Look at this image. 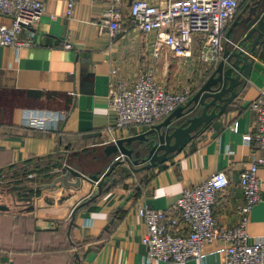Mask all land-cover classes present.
<instances>
[{"label": "crops", "instance_id": "crops-1", "mask_svg": "<svg viewBox=\"0 0 264 264\" xmlns=\"http://www.w3.org/2000/svg\"><path fill=\"white\" fill-rule=\"evenodd\" d=\"M247 1H241L235 17ZM130 2L120 3V27L112 32L100 21L108 0H74L69 13L66 0H42L37 23L19 33L31 43L17 48L0 44V171H6L0 183L13 184L10 172L27 158L24 165L37 168L18 182L28 184L29 197L21 196L24 188L14 189L27 204L0 209V264H220L223 258L225 242L214 239L203 244L200 257L147 263L141 241L145 224L136 207L148 203L173 212L185 188L222 169L229 183L216 193L212 210L217 225L237 222L244 202L239 175L260 153L254 140L243 136L255 131L251 101L264 86V39L255 48L250 73L235 86L238 94L214 119L219 125L200 129L169 159L144 168L133 164L136 169L117 164L104 178L101 192L86 180L76 185L63 179L52 182L58 164L53 172L45 170L50 160L63 163L67 155L103 153L104 142L148 126L113 124L108 92L118 76L132 82L139 71L151 67L156 80L169 90L188 86L192 92L214 63L202 55L204 45L198 36L190 55L158 45L156 28L144 30L132 22ZM0 21L8 23L9 17L0 15ZM65 41L68 47L63 46ZM59 112L56 120L43 126L25 123L30 115ZM258 174L260 198L247 223L251 236L264 234V165Z\"/></svg>", "mask_w": 264, "mask_h": 264}, {"label": "built area", "instance_id": "built-area-1", "mask_svg": "<svg viewBox=\"0 0 264 264\" xmlns=\"http://www.w3.org/2000/svg\"><path fill=\"white\" fill-rule=\"evenodd\" d=\"M74 0H66L69 13ZM243 0H131L129 15L132 22L144 30L157 29L156 42L166 44L177 55H190L195 36L203 42L202 55L210 61L221 56L227 24L232 20ZM122 0H108L100 21L112 32L120 27ZM42 0H0V15L9 17L0 21V44L20 47L31 43L19 36L26 25H35L42 12ZM65 41L63 46L68 47ZM117 68L111 69L117 75ZM191 93L188 86L169 90L154 77L153 68L139 71L132 82L118 76L109 87L108 106L114 111V125L150 124L167 115L186 101ZM255 131L244 134L254 140L260 149L239 175L244 202L240 216L233 225H217L212 210L216 193L229 183L226 172L216 170L203 181L185 188L175 201V211L138 204L137 213L143 218L145 230L141 241L146 246L144 258L181 262L202 255L203 244L220 239L225 242L220 264H264V234L251 236L247 229L249 213L260 198L258 168L264 165V86L252 99ZM60 114H34L25 118L30 126H43ZM55 167L52 168V170ZM58 170L60 171V167ZM32 173L28 172L27 176Z\"/></svg>", "mask_w": 264, "mask_h": 264}, {"label": "water", "instance_id": "water-1", "mask_svg": "<svg viewBox=\"0 0 264 264\" xmlns=\"http://www.w3.org/2000/svg\"><path fill=\"white\" fill-rule=\"evenodd\" d=\"M225 37L221 56L213 61L204 79L185 102L139 132L104 142L101 145L103 153H95L89 157L67 155L63 159L62 169L51 181L63 179L76 185L81 180H86L95 184L100 191L102 176L116 163L125 162L133 169L155 166L178 153L200 129L209 125L217 127L219 122L214 119L238 94L235 86L242 75L250 73L255 48L264 39V0H248L240 15L229 24ZM133 164L140 166L134 168ZM70 175L74 180L68 179ZM26 185L11 184L8 188H22ZM130 195L131 193L123 202ZM25 197L29 196L25 194ZM73 207L71 216L75 209ZM3 208L7 206L0 202V209ZM112 220L113 217L105 227Z\"/></svg>", "mask_w": 264, "mask_h": 264}, {"label": "trees", "instance_id": "trees-1", "mask_svg": "<svg viewBox=\"0 0 264 264\" xmlns=\"http://www.w3.org/2000/svg\"><path fill=\"white\" fill-rule=\"evenodd\" d=\"M28 160H30V158H27V159H25L24 161H23V165L22 164H19V165H17V168H15V169H13L11 172H10V176H12L13 177V181H14V183L13 184H18V182L19 181H21L22 179L20 178V176H22V175H24L27 171H30V169L31 170H34V169H37V168H32L31 166L30 167H28V166H26V165H24V163L26 162V161H28ZM121 163H124V162H121ZM49 164L50 165H47L48 167L47 168H45V170H46V172L47 173H50V172H53L54 170H52V168L53 167H55V164L57 165L58 164V167H60V169H62V159L61 160H58L57 158L56 159H53V161H49ZM117 164H120V163H116L115 165H117ZM35 165H38V164H35ZM115 165L112 167V168H110V169H108L107 170V172L102 176V181H101V190H100V192L102 191V186H103V184H104V178L113 170V168L115 167ZM2 173H3V175L6 173V171L5 172H1L0 171V176L2 175ZM27 184V183H26ZM8 185H11V184H8ZM28 185V184H27ZM26 185V187H22V188H24V190H22V191H25V193H23V194H21V196L22 197H24L25 196V194L26 195H29L28 194V190H25V188L27 189L28 188V186ZM13 189H15V188H13Z\"/></svg>", "mask_w": 264, "mask_h": 264}, {"label": "rangeland", "instance_id": "rangeland-1", "mask_svg": "<svg viewBox=\"0 0 264 264\" xmlns=\"http://www.w3.org/2000/svg\"><path fill=\"white\" fill-rule=\"evenodd\" d=\"M10 185L0 183V202L7 203V209H18V207L27 204L26 200L18 198L19 192L13 188H8ZM30 202V201H29Z\"/></svg>", "mask_w": 264, "mask_h": 264}]
</instances>
